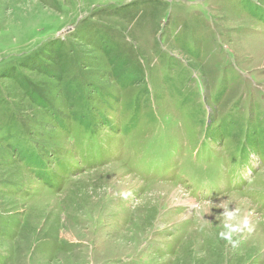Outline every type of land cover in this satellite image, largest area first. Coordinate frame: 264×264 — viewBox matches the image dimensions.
Returning a JSON list of instances; mask_svg holds the SVG:
<instances>
[{
	"label": "rangeland",
	"instance_id": "rangeland-1",
	"mask_svg": "<svg viewBox=\"0 0 264 264\" xmlns=\"http://www.w3.org/2000/svg\"><path fill=\"white\" fill-rule=\"evenodd\" d=\"M260 148L264 0H0V264H264Z\"/></svg>",
	"mask_w": 264,
	"mask_h": 264
},
{
	"label": "clouds",
	"instance_id": "clouds-1",
	"mask_svg": "<svg viewBox=\"0 0 264 264\" xmlns=\"http://www.w3.org/2000/svg\"><path fill=\"white\" fill-rule=\"evenodd\" d=\"M211 203V201H204L198 208L205 210ZM229 203L230 202L220 205L223 212L220 214L222 217V227L218 232V237L231 245L232 248H236L240 243L239 239L236 238L237 235L242 233L245 229L251 231V227L247 217L243 215L242 209L235 207L234 210H230ZM205 226V224H201L198 230L203 231Z\"/></svg>",
	"mask_w": 264,
	"mask_h": 264
},
{
	"label": "trees",
	"instance_id": "trees-1",
	"mask_svg": "<svg viewBox=\"0 0 264 264\" xmlns=\"http://www.w3.org/2000/svg\"><path fill=\"white\" fill-rule=\"evenodd\" d=\"M35 156H37L36 159L39 161V163H40L41 165H43V164H44L43 158H42L39 154H35Z\"/></svg>",
	"mask_w": 264,
	"mask_h": 264
},
{
	"label": "bare ground",
	"instance_id": "bare-ground-1",
	"mask_svg": "<svg viewBox=\"0 0 264 264\" xmlns=\"http://www.w3.org/2000/svg\"><path fill=\"white\" fill-rule=\"evenodd\" d=\"M176 192H178V191L176 190Z\"/></svg>",
	"mask_w": 264,
	"mask_h": 264
}]
</instances>
